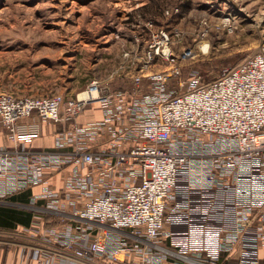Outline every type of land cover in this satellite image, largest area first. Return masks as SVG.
I'll use <instances>...</instances> for the list:
<instances>
[{
    "label": "built area",
    "instance_id": "1",
    "mask_svg": "<svg viewBox=\"0 0 264 264\" xmlns=\"http://www.w3.org/2000/svg\"><path fill=\"white\" fill-rule=\"evenodd\" d=\"M142 40L84 97L0 94L13 144L0 149V203L43 187L19 205L34 214L16 233L28 241L23 263L224 264L250 234L264 247V46L206 81L177 62L194 57L192 47L178 59L179 42L167 31ZM158 58L175 64L148 72ZM125 77L131 88H113ZM94 104L100 119L80 123ZM30 118L61 126L54 150L19 142V125ZM182 173L192 189L213 194L203 227L221 235L216 256L182 255L164 243Z\"/></svg>",
    "mask_w": 264,
    "mask_h": 264
},
{
    "label": "rangeland",
    "instance_id": "2",
    "mask_svg": "<svg viewBox=\"0 0 264 264\" xmlns=\"http://www.w3.org/2000/svg\"><path fill=\"white\" fill-rule=\"evenodd\" d=\"M262 10L264 0H0V94L78 96L93 81L107 80L138 37L143 46L162 29L179 42L178 59L183 48L195 51L177 61L185 73L199 70L210 81L264 46ZM202 40L210 46L205 54L197 47ZM171 64L158 58L148 72ZM112 86L131 88L133 80Z\"/></svg>",
    "mask_w": 264,
    "mask_h": 264
},
{
    "label": "crops",
    "instance_id": "3",
    "mask_svg": "<svg viewBox=\"0 0 264 264\" xmlns=\"http://www.w3.org/2000/svg\"><path fill=\"white\" fill-rule=\"evenodd\" d=\"M98 119H100L99 106L94 104L80 118V123L87 124ZM60 130L61 126L57 124H42L37 118L24 119L19 125L18 140L32 150H54L55 134ZM12 145L11 137L0 121V149H9ZM42 189L43 187H37L0 203V264H25L21 261L20 254L22 247L28 241L16 233L24 227H30L34 214L19 205L28 204L30 198L40 194ZM212 196L210 191L192 189L187 181V175L182 173L176 190V199L172 202L167 217L166 232L169 236L164 243L168 247L182 255H191L194 251H202L212 256L219 254L220 233L203 227ZM15 197L17 200L12 201L11 199ZM12 210L19 214H31L30 224L26 225L18 221L22 215L16 214L17 218H8L7 215H11ZM223 262L224 264H264V247L259 246L255 236L250 234L246 237L244 250H237L230 256L224 255Z\"/></svg>",
    "mask_w": 264,
    "mask_h": 264
},
{
    "label": "trees",
    "instance_id": "4",
    "mask_svg": "<svg viewBox=\"0 0 264 264\" xmlns=\"http://www.w3.org/2000/svg\"><path fill=\"white\" fill-rule=\"evenodd\" d=\"M12 201H16L17 200V198L15 197V198H12L11 199ZM12 214L10 215V214H8L7 216H8V218H11V219H14V218H17V216H16V214L17 215H22L21 217V219H19L18 221H20L21 223H23V224H26V225H29L30 224V222H31V214H26V213H20L19 214V212H16L15 210H12V212H11ZM25 215V216H24Z\"/></svg>",
    "mask_w": 264,
    "mask_h": 264
},
{
    "label": "bare ground",
    "instance_id": "5",
    "mask_svg": "<svg viewBox=\"0 0 264 264\" xmlns=\"http://www.w3.org/2000/svg\"><path fill=\"white\" fill-rule=\"evenodd\" d=\"M239 9H240V8H239ZM240 10H241V9H240ZM244 10H245V9H244ZM263 11H264V10H262V12H263ZM241 12H242V11H241ZM262 12H261V13H262ZM244 13H245V12H244ZM258 15L260 16V15H262V14L259 13ZM258 15H257V16H258ZM257 16H255V17H257ZM232 19H233V18H232ZM235 19H236V18H235ZM258 19H259V17H258ZM262 21H263V20H262ZM257 22H259V21L257 20ZM261 25H262V24H261ZM209 48H210L209 45L206 44V45L203 47V51H204V52H208ZM68 58H69V57H68ZM71 58H72V57H71ZM69 65H70V64H69ZM69 65H68V66H69ZM67 68H68V67H67ZM84 96H85V94L82 93V94H81V97H84Z\"/></svg>",
    "mask_w": 264,
    "mask_h": 264
}]
</instances>
